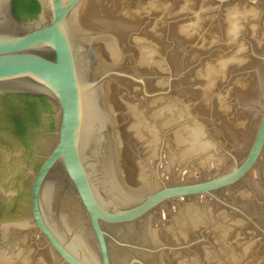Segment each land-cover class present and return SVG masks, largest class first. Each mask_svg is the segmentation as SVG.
Here are the masks:
<instances>
[{
  "label": "water",
  "instance_id": "95a60500",
  "mask_svg": "<svg viewBox=\"0 0 264 264\" xmlns=\"http://www.w3.org/2000/svg\"><path fill=\"white\" fill-rule=\"evenodd\" d=\"M0 128L91 264H264V0H0Z\"/></svg>",
  "mask_w": 264,
  "mask_h": 264
}]
</instances>
